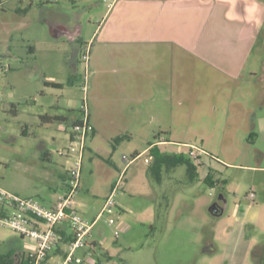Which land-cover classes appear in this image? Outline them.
<instances>
[{"label": "crops", "instance_id": "0c3cea01", "mask_svg": "<svg viewBox=\"0 0 264 264\" xmlns=\"http://www.w3.org/2000/svg\"><path fill=\"white\" fill-rule=\"evenodd\" d=\"M12 1L5 0L0 7V57L10 65L8 72H0V77L15 71L18 34L25 53L26 86L32 88L27 105L29 122L23 134L29 135L31 127H59L53 142L44 136L38 140L41 175L49 184L41 188L28 182L0 186L27 198L39 197L48 206L56 204L67 190L70 164L63 151L69 147L80 118V100L78 93L65 90V86H78L82 48L93 43L91 58L96 70L100 62L106 63L104 74L108 78L104 81L109 91L103 104L100 99L97 108L92 110L90 106L94 132L87 142L77 201L83 217L95 221L119 178H124V188L117 195L120 235L115 237L114 228L106 223L107 216L101 218L89 239L95 258L99 264H111L117 257L127 258V251H151L157 264L156 251H180L186 246L189 251L195 247L199 251H217L216 239L208 238L204 232L207 220L201 214L211 203L207 197L218 183L214 176L219 170L205 160L198 165L181 146L175 149L171 137L166 135V140L161 135L164 131L158 134L151 126L170 130L171 119H175V106L158 87L163 83L169 92L178 54L188 55L201 65L205 81L210 71L225 81L237 82L243 77L257 32L264 27L260 2L90 0V4L89 0H81L82 6L78 0H19L14 6ZM98 31L102 36L99 46ZM147 66L151 74L145 77ZM231 111L230 126L244 129L248 137L257 130L264 133L263 114L241 102H232ZM119 137L124 138L122 142H118ZM159 137L166 143L152 148ZM138 138L143 142L138 143ZM102 155L107 159L100 162ZM87 160L90 165L86 167ZM247 197L254 201L256 195ZM253 208L249 204L242 217L233 214L228 223H248ZM258 213L260 209L255 223L261 218ZM221 225L222 233L229 234L230 230ZM219 227L216 224L213 232ZM58 233L60 245L45 264H61L66 257L65 250L73 239L69 222L61 224ZM178 241H183L180 243L184 247ZM0 248V259L10 256L14 264L32 256L26 240L1 229ZM86 253L87 249H83L76 255L84 257Z\"/></svg>", "mask_w": 264, "mask_h": 264}, {"label": "rangeland", "instance_id": "374dc122", "mask_svg": "<svg viewBox=\"0 0 264 264\" xmlns=\"http://www.w3.org/2000/svg\"><path fill=\"white\" fill-rule=\"evenodd\" d=\"M2 1L5 3V0ZM258 1L264 8V0ZM88 2L92 4V1ZM88 2L84 1V3ZM17 3L19 0L12 1L14 6ZM82 3L81 0L77 2L78 5H82ZM84 14L85 11L82 12L83 16ZM194 17H196L195 13ZM15 38L18 56L15 58V71L12 75L7 74L0 77V185L15 187L28 182L34 188H41L47 186L49 182L41 175L42 165L37 157L39 153L38 140L44 136L47 138L46 140L49 139L53 142L52 136L58 134L59 124L56 127L44 129L31 127L29 135L23 134L25 124L29 122L27 105L32 88L26 86L25 53L21 50L20 35L15 34ZM101 39V33L98 31L96 45ZM17 41H20V44ZM255 41L247 68L243 77L237 82L225 81L216 77L211 71L207 73L208 80L205 81L204 68L190 59L188 55L180 53L177 57L176 73L171 79L169 92L163 83L158 87L161 94H167L169 103L175 106L176 114L175 119H171L170 130L154 127V125L151 128L158 134L164 131L161 135L165 139L166 135L170 136L175 144L173 145L175 149H179L181 146L182 150L188 152L189 148L183 145H189L205 151L207 156L202 157V162L205 160L207 164H213L219 172H215L214 176L218 183L207 197L211 203L207 207V212L204 207L203 214H201L202 218L207 220L204 232L208 234V238L216 239L213 240L217 251H199V247L189 251L187 246L184 247L180 243L183 241H178L184 250L156 251L157 264H259L257 259H252V251L258 243L264 242V169L258 170L264 168V133L257 130V137H254L253 142L249 143V137L245 130L239 126H230L229 123L233 115L232 102H241L246 108L264 115L262 109L264 108V27L260 31L258 30ZM92 44H86L82 48L81 62L78 65L79 87L75 86L74 89L66 85L65 90L73 89L72 92L78 93L79 107L86 97L89 109L91 106L94 110L99 106L100 99V104L105 102L109 89L104 81L105 78H108L104 74L106 63L100 62L96 70L90 52V49L93 48ZM87 49H89L90 59L88 66L82 58ZM96 71L98 73L101 71L100 79L97 78ZM252 72H256V74L251 76ZM172 73L171 70V75ZM150 74L151 70L147 66L145 77ZM41 86L42 84L39 88ZM84 86L87 87L86 91L83 90ZM146 87L152 86L146 84ZM153 123L157 124L155 118ZM42 130L45 133L41 134ZM137 142L142 143L143 140L138 138ZM100 157V162L107 159L104 155ZM93 158L95 159L94 154ZM141 162L142 160L138 161V164ZM86 165H90L88 160ZM253 166L258 168L254 169ZM254 194L256 195L254 201L252 198L247 199V196L252 197ZM221 196L226 200V207H228L223 216L216 218L208 209L213 204L212 202L219 201L222 204ZM34 199L47 205L39 197ZM249 204L255 208H253L248 223L244 224L242 221L238 224L228 223V218H232L233 214L239 218L242 217L244 209ZM259 209L258 215H261V218H258V223H255L253 221ZM79 213L84 216L81 211ZM218 223L219 229L213 232ZM221 224L230 230L229 234L222 233ZM0 229L7 235L13 233L8 228L0 227ZM193 242L195 241L193 240ZM193 244H191V249ZM133 248L135 250V247ZM126 254L127 258L117 257L111 264H155L151 251H127Z\"/></svg>", "mask_w": 264, "mask_h": 264}, {"label": "built area", "instance_id": "2783aa9c", "mask_svg": "<svg viewBox=\"0 0 264 264\" xmlns=\"http://www.w3.org/2000/svg\"><path fill=\"white\" fill-rule=\"evenodd\" d=\"M2 5L3 1L0 0V7ZM88 52L89 49L82 56L86 66L90 60ZM9 69L10 65L4 58L0 57V72L5 73ZM83 90L86 91L87 87L84 86ZM93 132L94 126L90 119L89 104L85 97L80 107V118L72 132L71 143L63 151V155L70 164L67 190L53 206H45L31 197H21L0 186V227L8 228L26 240L32 251L31 257L34 260L32 264H45L50 253L58 249L61 241L58 227L64 222H69L73 231V239L65 250L67 254L61 264H99V260L95 258V253L89 247V239L93 236L99 220L104 216H107V225L114 228L115 237L120 235L117 195L124 188L123 177L117 181L95 221H88L77 209V199L82 187V171L87 142ZM164 143L166 140L159 137L153 143L152 148ZM183 146L189 148L188 157L197 164H201L202 157L207 155L205 151L195 146ZM135 159L137 158L134 157L133 160ZM149 159L152 157L150 156ZM83 249H87L86 255L84 257L77 256V251Z\"/></svg>", "mask_w": 264, "mask_h": 264}, {"label": "trees", "instance_id": "16d2710c", "mask_svg": "<svg viewBox=\"0 0 264 264\" xmlns=\"http://www.w3.org/2000/svg\"><path fill=\"white\" fill-rule=\"evenodd\" d=\"M254 137H257L256 133H253L250 135L249 137V143H252L254 140ZM123 137H119L118 138V142H122L123 141ZM152 153H154L156 156H158V154L156 153L155 150L152 151ZM210 186L211 184L208 183ZM7 259H0V264H14L15 260L12 259L10 256L6 257ZM25 259V258H24ZM252 259H257L259 264H264V242L258 243L255 248L252 251ZM33 258L28 256L27 259L23 260L20 264H32L33 263Z\"/></svg>", "mask_w": 264, "mask_h": 264}, {"label": "water", "instance_id": "95a60500", "mask_svg": "<svg viewBox=\"0 0 264 264\" xmlns=\"http://www.w3.org/2000/svg\"><path fill=\"white\" fill-rule=\"evenodd\" d=\"M220 201H223V203L221 204L219 201H216L209 208V212L215 217H221L226 209V200L223 196H221Z\"/></svg>", "mask_w": 264, "mask_h": 264}]
</instances>
